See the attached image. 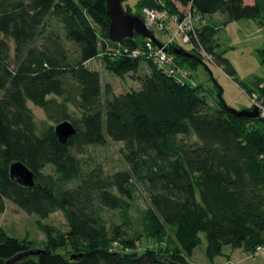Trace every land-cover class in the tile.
I'll list each match as a JSON object with an SVG mask.
<instances>
[{
	"label": "trees",
	"instance_id": "obj_1",
	"mask_svg": "<svg viewBox=\"0 0 264 264\" xmlns=\"http://www.w3.org/2000/svg\"><path fill=\"white\" fill-rule=\"evenodd\" d=\"M135 5L140 13L158 8L182 16L188 10L199 18L198 40L192 38L189 50L176 42L167 46L174 62L190 71L187 77L167 75L141 56L104 53L106 44L130 53L146 41L136 34L120 44L110 41L105 0H0V214L8 201L40 219L60 211L67 225L61 233L38 221L45 241L37 248L0 230V264H189L200 233L210 261L224 246L251 254L264 246V118L228 112L218 98L221 89L211 105L192 74L207 68L202 46L211 57L206 63L234 75L216 33L241 19L264 33V0ZM213 14L220 19L210 20ZM174 46L201 63L173 54ZM259 55L264 64V46ZM94 58L117 77H135L139 88L115 95L109 84L102 87L99 72L87 64ZM140 61L148 73L137 76ZM252 84H243L244 91L264 104V78ZM27 102L51 123L38 131ZM62 121L75 128L64 144L53 131ZM107 140L122 144L125 167L84 169L88 147ZM13 162L33 173L32 186L11 180ZM139 192L146 196L144 208ZM105 210L120 222H108ZM142 235L156 246L139 252L135 242Z\"/></svg>",
	"mask_w": 264,
	"mask_h": 264
},
{
	"label": "rangeland",
	"instance_id": "obj_2",
	"mask_svg": "<svg viewBox=\"0 0 264 264\" xmlns=\"http://www.w3.org/2000/svg\"><path fill=\"white\" fill-rule=\"evenodd\" d=\"M137 1L124 0L122 5L125 8L128 7L130 12L134 13ZM246 1L251 2L253 0ZM174 29V25L171 24L168 30H160L154 27L152 28V32L160 42H166L174 34ZM215 37L221 48L222 56L233 67L235 71L234 75L228 76L221 67L206 63L202 59L203 63L205 61L207 68L200 65L192 72L194 82L201 86L203 93L211 105H216L217 91L221 89V97L226 106L235 110L244 109V107L250 104V97L244 91L242 85L245 84L253 87L252 81H254L255 77H264V64H261L259 55V49L264 46V33L251 19H241L220 27ZM174 40L179 42L178 36ZM9 44L12 47L11 41H9ZM181 45L185 50H189L187 45ZM67 46L69 47V51L74 54V46L71 44ZM10 53H12V49H10ZM88 66L99 72L101 86L109 84L115 95L139 88V82L135 77H131L130 74L122 78L115 76L103 67L102 61L99 58L92 59L88 63ZM139 67L140 69L136 73L137 76L148 73V67L144 61H140ZM103 99L104 97L102 96ZM27 106L33 115L35 127L38 131L51 123L47 120L41 108L31 102H27ZM121 148L122 144L120 142L110 140H107L103 146L88 147L87 151L81 156L83 168L87 169L99 165L106 173L123 169L125 164L121 158ZM137 201L142 208L146 207L147 200L143 192H139ZM104 213L108 222H120L118 214L115 211L105 210ZM38 221L42 224L53 226L57 232L65 233L67 231L66 221L62 212L57 211L45 219H40L36 214L24 213L8 201H6L4 212L0 214V230L18 239L25 238L37 248L41 247L45 241V234L39 228ZM199 236L201 243L193 249L192 255L189 257V264H264V246L263 250L254 252L253 255L240 248L224 246L222 254L215 256L210 261L204 252L206 244L204 234L200 233ZM135 244L139 252L145 248L156 246L155 241L144 235Z\"/></svg>",
	"mask_w": 264,
	"mask_h": 264
},
{
	"label": "built area",
	"instance_id": "obj_3",
	"mask_svg": "<svg viewBox=\"0 0 264 264\" xmlns=\"http://www.w3.org/2000/svg\"><path fill=\"white\" fill-rule=\"evenodd\" d=\"M142 17L146 26L152 30V28H158L160 30H168L171 24L174 25V34L170 36L169 40L162 43V48L157 47L149 39L143 43L141 48L135 49L130 53L127 49L120 47H112L106 44L105 52L108 55L123 54L128 53L132 56H141L149 60L151 64L155 65L167 75L175 76L177 78H185L189 75V71L173 60L172 55L168 52L167 46L175 42L174 38L178 36L180 44H185L187 46L192 45V38L198 40L196 36L195 22L199 20L196 16L192 15L190 11H186L179 16L176 13H168L165 9L158 8H144L142 10ZM201 55L205 58L207 62L211 61L210 55L205 53L202 46H198ZM250 101L253 106L257 107L258 114L260 118H264V104L261 102L260 98L255 93L250 96ZM263 250V246H256L254 252ZM250 255H253L250 253Z\"/></svg>",
	"mask_w": 264,
	"mask_h": 264
},
{
	"label": "water",
	"instance_id": "obj_4",
	"mask_svg": "<svg viewBox=\"0 0 264 264\" xmlns=\"http://www.w3.org/2000/svg\"><path fill=\"white\" fill-rule=\"evenodd\" d=\"M124 0H105V10L109 17L108 38L114 43H122L125 39L133 38L136 34L143 39H149L157 47L162 48L160 42L149 29L139 11L134 13L125 9L122 5ZM173 54L188 56L201 63V60L194 54L182 49L180 46H174L171 50ZM223 107L236 116H245L249 118H260L257 107L251 109L235 110L225 105L224 101L218 94ZM53 131L61 143H66L68 138L75 132L74 126L68 121H62L53 127ZM9 175L14 183L22 186H32L34 183L33 173L21 162H13L9 166Z\"/></svg>",
	"mask_w": 264,
	"mask_h": 264
},
{
	"label": "crops",
	"instance_id": "obj_5",
	"mask_svg": "<svg viewBox=\"0 0 264 264\" xmlns=\"http://www.w3.org/2000/svg\"><path fill=\"white\" fill-rule=\"evenodd\" d=\"M246 1V0H245ZM246 2H249V1H246ZM209 19L210 20H213V21H216V20H218V19H220V16L219 15H217V14H213V15H211V16H209ZM203 20H205L204 18H203ZM201 26V24L198 22V21H196L195 22V27H200ZM176 43H179V42H177V41H175ZM163 43V42H162ZM91 61V60H90ZM90 61H88L87 62V64L90 62ZM262 78H264V77H262ZM250 100V99H249ZM250 104H251V101H250ZM249 104V105H250ZM248 105V106H249ZM248 106H246V107H244V108H247Z\"/></svg>",
	"mask_w": 264,
	"mask_h": 264
},
{
	"label": "flooded vegetation",
	"instance_id": "obj_6",
	"mask_svg": "<svg viewBox=\"0 0 264 264\" xmlns=\"http://www.w3.org/2000/svg\"><path fill=\"white\" fill-rule=\"evenodd\" d=\"M125 8V7H124ZM126 9V8H125Z\"/></svg>",
	"mask_w": 264,
	"mask_h": 264
}]
</instances>
